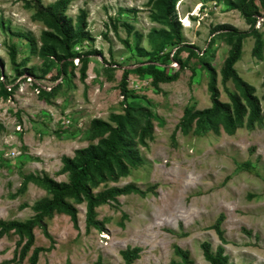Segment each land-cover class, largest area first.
I'll return each mask as SVG.
<instances>
[{
  "label": "rangeland",
  "instance_id": "374dc122",
  "mask_svg": "<svg viewBox=\"0 0 264 264\" xmlns=\"http://www.w3.org/2000/svg\"><path fill=\"white\" fill-rule=\"evenodd\" d=\"M54 1L41 3L47 6ZM255 3L260 7L258 0ZM81 9L88 13L89 40L73 50L97 54L90 57L84 80L76 59L68 74L56 79L58 64L45 61L38 50L41 33L47 28L34 19V10L25 8L22 0H0V75L16 87L8 98L0 97V124L4 128L0 131V219L8 222L34 217L32 206L51 198L39 181L42 177L68 182V175L61 173V158H73L76 150L97 143L89 138L94 119L109 121L112 114L123 112L125 102L119 85L124 70H128L127 100L152 112L153 138L146 140L147 147H139L141 166L92 190L97 193L105 187L132 185L146 195L132 192L117 197L118 205L109 202L98 207L96 219L104 231L91 228L86 232L85 203L69 200L77 209V226L65 214L44 217L52 239L39 226L34 228L33 248L45 249L37 264H124L120 251L127 247L142 249L133 264H179L175 246L189 252L192 264H209L200 244L209 242L212 251L222 245L210 228L219 214L225 215L221 227L227 241L222 245L227 264H264V121L254 130L239 128L232 136L222 129L219 135L175 131L185 107L202 110L211 105L207 89L210 75L202 68L201 59L216 73L220 100L228 102L219 71L230 47L212 30L225 24L248 31L242 15L231 10L226 0L178 1L175 19L180 22L184 41L203 56L190 58L186 68L168 62L166 71L178 72L179 78L155 88L149 76L135 72L148 60L137 50L154 51L159 56L158 65L164 67L162 58L174 49L160 50L159 43L148 42V33L162 28L151 20L148 0H73L66 16L74 22ZM259 10L255 28L264 41V9ZM124 25L133 29L131 34ZM135 33L141 37L136 38ZM125 40L129 47L123 44ZM253 43L252 37L243 40L234 68L255 88L263 111L264 46L259 60L251 54ZM10 45L16 47L17 62L27 60L26 68H34L36 77L16 76L8 58ZM187 55L182 52L180 58L185 60ZM45 65L48 70L43 73ZM38 85L45 93L37 90ZM226 88L235 92L231 81ZM27 176L34 178L25 180ZM18 239L13 232L0 239V264H29L31 251L20 263H7L14 258Z\"/></svg>",
  "mask_w": 264,
  "mask_h": 264
},
{
  "label": "trees",
  "instance_id": "16d2710c",
  "mask_svg": "<svg viewBox=\"0 0 264 264\" xmlns=\"http://www.w3.org/2000/svg\"><path fill=\"white\" fill-rule=\"evenodd\" d=\"M25 8L34 10L33 17L36 21L42 22L47 28L42 31L39 47V54L51 64L56 63L59 69L56 74L57 78L65 77L68 74V68L73 66L74 60L81 63L80 79L86 78L88 62L91 56L96 55L95 51L77 53L73 49L82 42L89 40L86 31V20L88 13L86 10H79L78 15L73 22L70 17L66 16L68 6L73 0H56L53 3L44 6L41 0H22ZM180 0H148L152 7L151 20L162 26L161 29H152L147 40L151 45L160 44V50L172 48V51L165 54L161 64L158 65L159 56L157 53L147 52L138 49L140 56L148 57L145 66L136 67L135 72L150 77L151 84L158 88L160 83L175 82L179 78V73H169L166 71L168 62H175L179 68H186L188 60L193 56L201 59L203 54H198V49L194 45L185 43L181 32L180 22L175 19V6ZM219 1V0H218ZM256 0H226L231 10L238 11L244 18L248 31H239L230 25H218L213 28L214 36H221L227 44L228 54L219 71L221 84L225 88L228 96V102L220 100V92L216 86V73L213 68L201 59L202 68L210 75L208 82V92L211 105L208 108L197 110L191 106L184 108L183 116L175 127V131L180 129L183 133L192 131L195 135L206 134L209 131L219 135L222 131L232 136L239 128L254 130L257 125L264 121V110L262 111L261 99L255 94V88L247 83L238 74L234 65L241 57L242 43L245 38L252 37L254 43L251 54L257 59L263 57L264 41L261 33L256 30L255 24L260 17L259 8L264 9V0H258L260 7L255 3ZM135 12L133 10H130ZM128 34L133 29L124 25ZM116 32L117 27L113 25ZM216 34V35H215ZM30 39L33 48H36L35 41L29 34L24 35ZM136 38L141 35L135 33ZM129 47L128 41L123 43ZM187 52V59L182 60L180 54ZM205 51L203 50V53ZM17 50L15 45L8 47V58L16 70V76L25 75L36 77L34 68H26L27 60L17 62ZM172 54V55H171ZM1 64V61H0ZM169 64V63H168ZM48 65H45L46 72ZM2 75H0L1 77ZM4 77V76H3ZM128 70H124L119 89L125 102L122 113L112 114L109 121L94 119L89 127V138L97 140L96 144H89L87 147L78 149L73 154V158L63 156L61 158V173L68 175V182H57L47 175L39 180L44 184L51 194L50 199H43L32 206L35 215L25 221H4L0 219V239L8 233H15L18 236L14 258L7 263H20L31 251L28 259L29 264H37L38 256L45 249L34 246V228L39 226L48 239H52L48 233L44 217L51 216L53 213L68 215L73 223L77 226V209L69 200L76 203H85V225L86 232L94 228L98 231H104L103 224L97 219L96 209L109 202L118 205L117 197L129 193H137L144 197L146 193L127 185L125 187H105L102 191L93 192V188L100 184L107 185L109 182H116L121 177L128 176L131 169H136L143 164L140 156L139 147H147L146 140L153 137V119L152 112L137 102H128L130 93L127 89ZM231 81L235 92L227 90L226 83ZM58 87V86H56ZM55 87V88H56ZM16 87L10 91L6 87V82L0 80V97L8 98L12 95ZM54 88V89H55ZM40 92L45 93L44 90ZM264 102V94L262 96ZM4 128L0 124V131ZM175 131L172 134L174 139ZM252 151V150H251ZM247 167V166H246ZM33 176H27L25 180L33 179ZM127 218L126 215H122ZM225 215L219 214L215 223L210 227L215 231L222 245L227 243L225 232L222 224ZM122 224V223H121ZM246 234H250L246 231ZM222 245H218L215 251H212L209 242H202L203 257L209 264H227L228 257L224 254L225 250ZM142 249L140 247H127L120 251L124 264H133L140 258ZM175 254L180 257L179 264H192L189 258V252L178 246L174 247ZM177 264V263H176Z\"/></svg>",
  "mask_w": 264,
  "mask_h": 264
},
{
  "label": "built area",
  "instance_id": "2783aa9c",
  "mask_svg": "<svg viewBox=\"0 0 264 264\" xmlns=\"http://www.w3.org/2000/svg\"><path fill=\"white\" fill-rule=\"evenodd\" d=\"M177 65V64H176ZM0 80H2V81H4L5 82V79H4V77H1V79ZM29 80H31V79H29ZM6 87H7V89L10 91L11 89H12V86H10L9 84H7L6 83ZM36 88H37V90L40 92V90L42 89V90H44L43 88L44 87H41V86H36Z\"/></svg>",
  "mask_w": 264,
  "mask_h": 264
}]
</instances>
